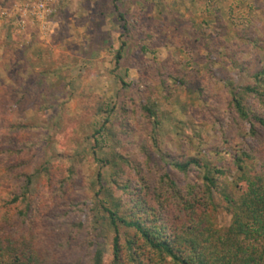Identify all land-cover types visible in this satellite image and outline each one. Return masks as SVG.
Returning a JSON list of instances; mask_svg holds the SVG:
<instances>
[{
  "label": "rangeland",
  "instance_id": "1",
  "mask_svg": "<svg viewBox=\"0 0 264 264\" xmlns=\"http://www.w3.org/2000/svg\"><path fill=\"white\" fill-rule=\"evenodd\" d=\"M55 1L43 27L1 19L0 228L32 238L51 264H89L68 224L78 219L76 204L100 200V186L112 185L119 167L114 141L97 134L104 124L125 127L123 154L141 158L147 141L154 162L185 156L228 168L232 145H248L260 166L264 149L249 126L230 131L224 145L214 118L234 87L264 71V0H118L123 22L115 0ZM26 186L33 208L22 219V206L10 202ZM92 217L82 220L96 228L108 257L114 230ZM216 218L219 228L231 224L222 209Z\"/></svg>",
  "mask_w": 264,
  "mask_h": 264
},
{
  "label": "trees",
  "instance_id": "2",
  "mask_svg": "<svg viewBox=\"0 0 264 264\" xmlns=\"http://www.w3.org/2000/svg\"><path fill=\"white\" fill-rule=\"evenodd\" d=\"M117 1L115 8L123 22ZM122 28L128 31L126 25ZM124 46L125 42L121 50ZM120 57L119 52L118 61ZM254 79L250 85L234 87L225 104L227 108L216 110L214 119L220 125L224 145L229 142L230 131L248 125L250 134L259 142L258 147L264 149V71L257 72ZM184 81L197 85L201 93L206 91L194 80ZM144 109L154 118L151 123H159L152 108ZM106 127L104 124L97 134L105 132L114 141V158L119 166L116 175L112 185L100 186L96 193L100 200L96 204L82 201L75 205L78 219L68 224L82 236L89 264H264V158L260 166L255 163L254 146L232 145L228 168L185 156L169 164L163 159L152 161L155 156L148 150L147 141L141 144L144 149L141 158L139 152L123 154L119 138L125 127L123 124L119 129ZM197 169L203 171L201 180ZM69 172L70 179L74 169ZM233 172L237 176L231 182L229 176ZM98 182L101 183V174ZM10 204L21 205L18 213L22 219L27 217L33 208L27 186ZM221 209L231 216L226 229L216 223V214ZM90 214H93L91 223L105 221L114 230L108 257L96 228L90 226L89 220H82ZM0 264H51V261L47 253L38 250L32 238L0 228ZM74 264L84 263L79 259Z\"/></svg>",
  "mask_w": 264,
  "mask_h": 264
},
{
  "label": "built area",
  "instance_id": "3",
  "mask_svg": "<svg viewBox=\"0 0 264 264\" xmlns=\"http://www.w3.org/2000/svg\"><path fill=\"white\" fill-rule=\"evenodd\" d=\"M10 4L13 6L11 11ZM55 13V0H0V24L3 17L9 23V19L16 16V25H23L26 23L25 19H31L33 23L43 27Z\"/></svg>",
  "mask_w": 264,
  "mask_h": 264
}]
</instances>
